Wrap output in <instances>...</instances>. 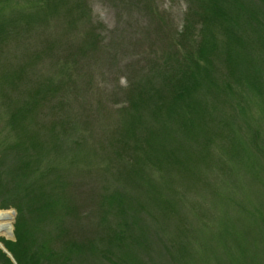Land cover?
Instances as JSON below:
<instances>
[{"label":"rangeland","instance_id":"374dc122","mask_svg":"<svg viewBox=\"0 0 264 264\" xmlns=\"http://www.w3.org/2000/svg\"><path fill=\"white\" fill-rule=\"evenodd\" d=\"M13 1L17 3L13 2L9 11L22 10L30 0ZM56 1H62L58 13L39 12L31 34L22 30L12 33L3 48L6 60H0L4 66H17L38 54L32 66L38 76L33 82L60 89L55 100L60 97L64 103L58 109L53 103L42 108L41 119L60 121L57 131L62 135V146L57 155L44 159L40 170L63 166L62 162L67 167L66 161L77 150L94 155L93 163L71 170L69 194L79 211L69 222L73 239L97 237L99 255L110 258L107 248L113 257L118 255L117 249L102 242L106 236L102 237L101 228L106 233L108 226L113 232L121 218L104 211L102 200L115 192L141 201L146 196L142 188L130 185L132 179L123 177L122 181L118 174H126L131 153L126 152L119 161L113 157V143L130 115L129 97L136 98L144 88L150 89L149 82L155 88L168 85L165 73L148 75L151 60L170 56L176 60L171 65L181 67L188 54L195 56L202 47L209 55L213 74L217 73L216 82L230 83L224 85L228 96H200L212 105L208 116L212 132L218 134L208 143L206 139L180 138L176 128L173 134L180 138L184 152L199 157L204 154L207 163L197 169L191 182L174 180L173 176L171 181L150 166L142 169L150 184L165 186L166 196L173 190L177 218L162 219L151 207L142 215L146 245L141 248L126 239L125 247H130L142 264H264V0H243L251 7H244L239 16L227 11L209 24L203 18L207 13L195 0ZM33 3L36 7L39 2ZM44 14L51 15L42 20ZM233 39H240V43H233ZM230 49L231 58L249 65L247 72L255 78L256 86L245 72L239 82L229 75ZM52 110H56L54 115ZM67 118L70 124L65 123ZM147 121L149 126L143 127L160 129L154 120V125ZM2 122L0 118V129ZM168 130L172 128L168 126ZM142 131L140 127L138 134ZM0 211L14 214L11 236L0 235L7 250L3 241H14L16 213L11 207ZM103 212L107 215L102 220ZM46 230L51 234L54 226L47 224ZM60 246L55 242L56 250ZM0 254V264H10L7 259L14 264L1 248Z\"/></svg>","mask_w":264,"mask_h":264},{"label":"trees","instance_id":"16d2710c","mask_svg":"<svg viewBox=\"0 0 264 264\" xmlns=\"http://www.w3.org/2000/svg\"><path fill=\"white\" fill-rule=\"evenodd\" d=\"M195 1L207 13L203 18L208 24L227 11L239 16L244 7L250 6L243 0ZM13 2L17 3L13 0H0L1 60H6L3 48L12 33L17 34L22 30L26 35L31 34L29 30L37 26L39 12L56 14L62 7V1L38 0L35 7L33 0H30L22 10L9 11ZM49 15L44 14L41 19L46 20ZM233 43L239 44L240 39ZM241 43L245 44L243 40ZM231 53L230 49L227 55L229 75L239 82L245 72L251 85L256 86L255 78L247 72L249 65L231 58ZM38 57L35 54L30 62L23 65L7 63V67L0 60V105L3 109L0 118L4 123L0 129V209L11 207L16 213L14 241H3V245L16 264H92L93 260L97 261L94 264H142L143 261L133 256L131 248H126L124 243L128 239L135 241L141 248L146 245L148 235L146 227L141 224L142 215L153 207L162 219L176 216L173 190H169L166 196L165 186L150 184L143 176L142 169L150 166L164 172L162 177L171 181L174 178L191 182L197 175V169L207 163L208 157L184 152L180 138L208 140L205 143L213 141L218 133H213L211 129L213 122L208 116L210 104L200 96L210 95L219 99L221 93L227 95L228 90L224 85L230 83L227 81L220 85L216 82L217 73L213 74L208 62L209 55L202 47L198 48L195 56L188 54L185 58L187 63L181 67L171 65L176 60L170 56L167 60L153 59L149 62L151 66L148 75L153 72L165 73L168 85L155 88L154 83L149 82L150 89L144 88L136 94V98L129 97L127 110L130 115L120 126L124 132L121 130L118 133L112 146L113 157L117 161L122 160L126 152L131 153L126 160V174L118 173L120 179H132L130 185L142 188L146 196L141 201L128 194L115 192L103 198L104 211H112L121 218L113 232H110L108 226L104 229L106 233L101 228V233H104L102 237L106 236L102 242L117 249L119 255L113 257L107 248L106 251L111 255L105 259L98 254L97 237L75 240L69 226V222L79 213L69 194L71 170L82 163H93L94 155L77 150L66 161L67 167L62 162L63 166L52 165L40 170L44 159L50 160L57 155V150L62 146V135L57 131V123L60 121L42 120L41 109L52 103L58 109L64 100L60 97L59 101L55 100L60 91L58 86L33 82V78L38 75L32 66ZM156 61H161V64ZM220 86L224 88L219 90ZM227 102L224 99V103ZM55 111L51 113L54 115ZM60 111L66 113L64 109ZM140 113H143L141 117ZM147 119L152 123L154 120L160 129L143 127L149 126ZM65 123L70 124V120L67 118ZM168 126L172 128L171 131ZM140 127L143 131L138 134ZM175 128L180 133L178 139L173 134ZM103 213L102 220L107 215ZM47 224L54 226L51 234L46 230ZM136 230L139 233H135ZM55 242L61 245L57 250L54 248ZM131 245L134 246V243Z\"/></svg>","mask_w":264,"mask_h":264},{"label":"bare ground","instance_id":"6f19581e","mask_svg":"<svg viewBox=\"0 0 264 264\" xmlns=\"http://www.w3.org/2000/svg\"><path fill=\"white\" fill-rule=\"evenodd\" d=\"M13 217L14 214L12 212L0 211V235L11 236ZM0 247L3 248L1 243Z\"/></svg>","mask_w":264,"mask_h":264},{"label":"water","instance_id":"95a60500","mask_svg":"<svg viewBox=\"0 0 264 264\" xmlns=\"http://www.w3.org/2000/svg\"><path fill=\"white\" fill-rule=\"evenodd\" d=\"M1 250L6 253L8 255V257L12 260V262L14 263V260L12 259V257L10 256V254L3 248H1Z\"/></svg>","mask_w":264,"mask_h":264}]
</instances>
